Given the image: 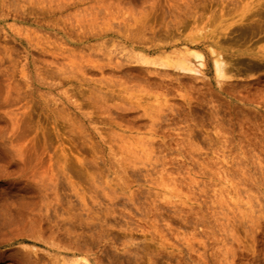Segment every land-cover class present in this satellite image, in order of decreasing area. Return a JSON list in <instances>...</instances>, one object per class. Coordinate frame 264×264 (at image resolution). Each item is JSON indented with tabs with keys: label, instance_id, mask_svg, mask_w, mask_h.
<instances>
[{
	"label": "rangeland",
	"instance_id": "1",
	"mask_svg": "<svg viewBox=\"0 0 264 264\" xmlns=\"http://www.w3.org/2000/svg\"><path fill=\"white\" fill-rule=\"evenodd\" d=\"M0 264H264V0H0Z\"/></svg>",
	"mask_w": 264,
	"mask_h": 264
},
{
	"label": "bare ground",
	"instance_id": "2",
	"mask_svg": "<svg viewBox=\"0 0 264 264\" xmlns=\"http://www.w3.org/2000/svg\"><path fill=\"white\" fill-rule=\"evenodd\" d=\"M204 60H205V56L201 51L194 50V49H187L182 52H177V53L165 56L163 60L161 61V64L164 66L175 67L189 74L190 73L197 74L200 71L198 65H203ZM214 62H215V70H216L217 76L219 78L225 77L226 76L225 62H224V59L221 57V55L215 57ZM220 80L221 79H219V81Z\"/></svg>",
	"mask_w": 264,
	"mask_h": 264
}]
</instances>
